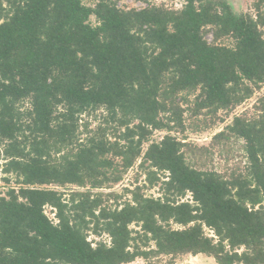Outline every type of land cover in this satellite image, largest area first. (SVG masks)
Instances as JSON below:
<instances>
[{
    "label": "trees",
    "instance_id": "trees-1",
    "mask_svg": "<svg viewBox=\"0 0 264 264\" xmlns=\"http://www.w3.org/2000/svg\"><path fill=\"white\" fill-rule=\"evenodd\" d=\"M253 9L238 15L213 0H184L180 10L0 0V152L2 172L17 184L0 197V264L182 255L264 264V96L212 138L213 146L241 142L242 170L193 167L171 135L142 152L153 131L182 125L177 99L193 95L195 114L228 112L264 84V0ZM99 109L116 124L114 141L101 129L81 138V116ZM138 159L150 185L166 176L162 196L136 187L112 208L104 197L113 193L92 192L119 183ZM68 186L86 190L54 189ZM187 193L191 201H182ZM89 234L109 244L91 246Z\"/></svg>",
    "mask_w": 264,
    "mask_h": 264
},
{
    "label": "rangeland",
    "instance_id": "rangeland-1",
    "mask_svg": "<svg viewBox=\"0 0 264 264\" xmlns=\"http://www.w3.org/2000/svg\"><path fill=\"white\" fill-rule=\"evenodd\" d=\"M86 6H93L97 0H81ZM116 3L117 7L123 10L130 9H143L149 6L163 7L168 10H180L184 4V0H112ZM216 3L219 1H225L232 9L235 14H250L254 15V1L255 0H213ZM92 25L96 24L94 18L90 19ZM206 39L208 42L212 41V35L208 32L206 34ZM224 44H228L229 41H222ZM264 96V84L257 89L253 95L245 100L243 103L237 107L226 112L224 110H219L217 112H212L211 110H203L200 114H195L192 111L194 96L190 95L185 99H177L178 111L182 113V125L171 126L170 132L166 130L153 131L147 143L142 146V152L145 151L147 146L151 142H159L160 139L165 135H171L175 137L183 144L182 150L184 152L186 161L189 165L201 168L205 170H216L222 173H230L233 170L240 168L243 169L245 166V158L241 150V142H236L231 140L230 143H225L220 146H213L212 138L222 131L227 125H229L233 117L247 114L251 115L253 113V107L256 105L257 100ZM21 111L29 108L28 101H24L18 105ZM81 122L79 131L82 133L81 138L85 139L91 134H95L98 129L99 132L103 133L107 141H114L113 133L116 131V124L111 122L106 117V113L103 109H99L95 112L88 113L87 115L81 116ZM106 122H105V121ZM173 125V124H171ZM85 126H87L85 128ZM3 146H0V151H2ZM141 159H138L135 164L129 168L123 174L121 180L116 185H109L105 188L93 190V193H103L104 195L113 193L115 198L111 197L106 200V205L114 208L120 206L124 202L131 201V195L128 191L134 190L136 187L140 189V192L145 197L158 198L162 196V186L161 181L165 180L166 176L161 174L159 181L157 180L152 185H150L144 174V168H140ZM3 159L0 152V197L4 196L10 187H16V181L13 176L5 175L3 170ZM164 177V178H163ZM7 179L8 181H6ZM59 192L68 195L73 190L85 191L86 189H78L72 186L61 188H54ZM191 201V196L189 193L182 199V201ZM46 216L52 220L56 221L54 213L55 211L49 207L44 209ZM174 229L178 227L172 225ZM130 229L138 231L139 228L134 224L130 226ZM205 233L213 237L212 232L205 229ZM87 240L91 243V246H95L97 242H104L109 244V238L107 235L103 234L100 237H96L92 234L87 235ZM150 248H154V244L150 242ZM130 264H216L214 260L210 257L204 255H182V256H160L158 258L153 257L147 261L137 258L134 262Z\"/></svg>",
    "mask_w": 264,
    "mask_h": 264
}]
</instances>
